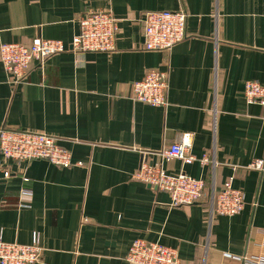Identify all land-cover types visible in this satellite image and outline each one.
<instances>
[{"label": "crops", "instance_id": "0c3cea01", "mask_svg": "<svg viewBox=\"0 0 264 264\" xmlns=\"http://www.w3.org/2000/svg\"><path fill=\"white\" fill-rule=\"evenodd\" d=\"M117 20L110 53L70 50L12 81L0 64V129L55 137L70 167L0 158V237L35 245V264H128L136 240L176 252L181 264H241L264 257V107L247 104L244 83L264 87V0H0V44L35 39L68 45L87 11ZM185 11L186 37L168 52L145 51L141 16ZM167 70V105L130 98L131 83ZM179 133L202 166L161 161L168 174L202 179V200L172 206L169 194L133 179L142 161ZM8 171V177L4 172ZM232 179L244 206L210 215L208 194Z\"/></svg>", "mask_w": 264, "mask_h": 264}, {"label": "built area", "instance_id": "2783aa9c", "mask_svg": "<svg viewBox=\"0 0 264 264\" xmlns=\"http://www.w3.org/2000/svg\"><path fill=\"white\" fill-rule=\"evenodd\" d=\"M185 11H151L141 16L143 48L145 51L168 52L186 37ZM117 20L112 12L87 11L78 19V32L66 45L60 40L35 39L29 44L10 42L0 44V64L12 81H22L31 65H43L58 53L70 50L74 53H110L116 48ZM167 70H149L141 80L130 85V98L151 107L167 105ZM247 104L264 107V87L257 82L247 81L243 87ZM160 162L149 164L142 161L133 179L169 194L172 206L192 205L204 197L205 184L183 172L168 174L161 161L175 159L183 165L209 162L207 156L197 158L190 151V134H177L172 143L158 153ZM0 158L3 161L21 163L43 160L58 167L72 165L70 152L58 144L50 135L19 129H0ZM249 171L264 170L261 159L245 167ZM9 172H4L8 177ZM210 215L232 217L244 206L240 189L226 180L219 189L212 188L207 196ZM41 249L35 243L21 245L7 243L0 237V264H35L39 261ZM128 264H181L176 252L159 243L134 241L127 254ZM241 264H264V257L244 256Z\"/></svg>", "mask_w": 264, "mask_h": 264}]
</instances>
